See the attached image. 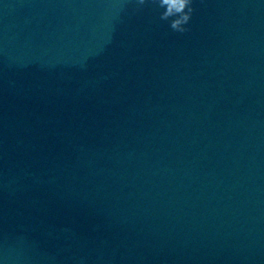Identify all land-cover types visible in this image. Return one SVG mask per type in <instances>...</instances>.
I'll use <instances>...</instances> for the list:
<instances>
[{"label":"water","instance_id":"water-1","mask_svg":"<svg viewBox=\"0 0 264 264\" xmlns=\"http://www.w3.org/2000/svg\"><path fill=\"white\" fill-rule=\"evenodd\" d=\"M0 0V264H264V0Z\"/></svg>","mask_w":264,"mask_h":264},{"label":"clouds","instance_id":"clouds-1","mask_svg":"<svg viewBox=\"0 0 264 264\" xmlns=\"http://www.w3.org/2000/svg\"><path fill=\"white\" fill-rule=\"evenodd\" d=\"M138 2L143 4L144 0H138ZM155 3L163 9L160 12V19L169 21L173 31L184 33L188 30L185 25L188 24L194 11L193 0H155Z\"/></svg>","mask_w":264,"mask_h":264}]
</instances>
